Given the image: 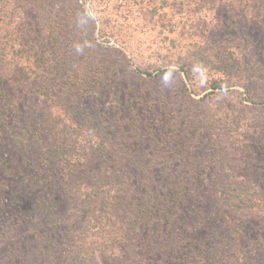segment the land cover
Wrapping results in <instances>:
<instances>
[{
    "label": "rangeland",
    "instance_id": "obj_1",
    "mask_svg": "<svg viewBox=\"0 0 264 264\" xmlns=\"http://www.w3.org/2000/svg\"><path fill=\"white\" fill-rule=\"evenodd\" d=\"M13 2L0 0V90L6 88L8 96L0 116V264H13L10 254L15 264H45L54 250L41 240L57 234L59 242L94 248L87 264H111L99 256L106 231L92 222L100 201L98 207L78 204L92 198L90 189L66 194L58 187L57 171L93 160L101 142L113 145L119 156L153 164L155 178L146 184L148 174L135 170L138 166L126 171L112 163L117 175L107 197L133 187L136 197L159 200L163 208V196L185 191L190 207L194 201H225L219 197L235 188L252 200L236 217L238 234L192 236L194 246L188 243L180 255L169 247L174 230L167 208L165 223L155 221L153 231L147 230L153 242L168 236L167 261L162 250L148 264H191L193 249L209 264L255 257L254 264H264V0H39L52 17L41 12L36 19ZM49 18L65 33L44 45L37 28ZM50 46V52L69 53L67 76L49 68V53L36 63L27 54L31 47L48 52ZM13 60L30 77L19 88L7 87L5 79L4 65ZM137 66L173 71L146 78L135 73ZM181 67L189 70V81ZM215 83L225 92L213 90ZM26 120L39 122L35 130L52 137L35 147L32 158L16 143ZM44 202L53 204L47 215L35 211ZM86 216L90 223L83 222ZM213 246L217 253L208 256ZM67 252L55 264H66L74 254Z\"/></svg>",
    "mask_w": 264,
    "mask_h": 264
},
{
    "label": "trees",
    "instance_id": "obj_2",
    "mask_svg": "<svg viewBox=\"0 0 264 264\" xmlns=\"http://www.w3.org/2000/svg\"><path fill=\"white\" fill-rule=\"evenodd\" d=\"M38 3L39 0L38 2H36V0H22V2L15 0V2H13V4L18 5L20 10L26 13V16L30 19L32 17H35L36 19V16L41 15V12L51 16L48 12L47 6L42 9ZM11 11L14 12L15 8H12ZM4 16H10V10L5 12ZM49 23H51V18H49V22L47 24L38 23L40 27L38 26L39 28H37V35L40 38V41H44V45H46L45 41H52V43H54V40L55 42H59V37L54 35L55 33H59L61 35H64L65 33L64 28L57 30ZM13 32L17 34L15 30H13ZM49 49L47 50L48 52H43L41 47H31L27 54L30 57H33L34 63H36V60L40 59L42 55H45L44 53H49V68L53 69L61 76L63 74V77L67 76L70 69H72V67H70L69 59H67L69 53L66 50L60 51L59 49H55L54 53L50 52L51 46ZM0 53L3 52L0 50ZM4 70L7 71L5 74V79H7V83H9L7 87L12 85L14 88H19L21 87V83L28 82V79L30 78L27 76L26 68L14 60L7 62L4 65ZM134 71L138 76L152 78L160 75L168 76L173 70H161L160 68L148 70V68H140L137 66ZM179 72L182 73L189 81V70L187 68L181 67ZM212 89L225 92L224 86L219 83H215ZM1 94H3L5 98L0 99V116H4L6 112L5 100L8 97L6 88L0 90V95ZM33 124L38 125L39 122L35 123L33 121L26 120L23 125L20 124L18 126L20 127L17 136L18 140L14 139L16 140V143H22L21 148L27 153L24 155L26 158H32L33 154L36 153L34 152L36 151L34 150L35 147L37 149V146L41 145L44 140H51L52 138H44L43 131H36ZM40 149L43 151V147ZM105 150H108L109 153ZM91 155L94 156V154ZM119 155L120 153L117 154L113 145L109 143L102 144L101 142V145L98 146L96 157L93 158V160L87 158L84 163H80L83 166L82 169L84 170H81V165L75 164L76 167L74 166V168H69L64 172L61 170L57 171V174L61 173L58 178V187L61 188L64 193L67 194V192H70L73 189L76 190L77 193H79L78 190L80 191L81 189L91 190L90 194L93 195L92 198L88 199L87 203L77 200L78 204L90 207H94L95 205V207H98L96 203L97 200L100 201L101 206L98 208V215L95 216L92 222L94 227L97 226V228L101 229L103 232L106 231V234L101 238L102 243H99L98 245L100 250L99 256L104 258L106 261L111 264H131V259H139V262L136 264H148V261L151 258L150 256L154 257L155 253H161L162 250L165 251V254L161 253L163 261H167V253L170 248L166 247L164 242L167 241L168 236L160 235L156 238L155 242H153V236L147 235L148 227V232L153 231L152 225L155 221L159 220L160 225L165 223V220H162V217H164V211L167 210V208H169L167 219L174 230L173 235L168 240L171 243L169 247L174 248L175 252H177L176 255H180L182 252H187L186 250L184 251V249L187 248L186 245L188 243L194 246L192 239L190 238L192 236L205 235V237L207 236L208 238L215 239L217 235L215 232H221L222 230H228L231 232L236 231V234L239 233L237 231L241 222L239 221V218L236 217L240 214L241 208L246 205L247 201H252L244 196L246 195L245 191L241 189L234 188L230 191L227 190L222 197H219L220 199H225V201L213 199L207 202H210L209 204H206L203 200L194 201L191 203L190 207H188V202H190V196L187 195L188 193L185 191H177L174 192L175 197L172 198L161 195L164 197L163 208H159L157 207L159 200H156L157 203L155 204V202L150 200L151 198L149 196H138V198L136 197L137 193L135 188L130 187L128 190H125L127 186H123L121 191L125 193L127 192V194H120V192L116 191L113 195H108L109 199H111L108 203V188L113 187L114 184L110 185V182H115L114 179L117 175L111 166L112 163H118V165L126 171L127 168L130 169V165L138 166L135 170L145 171L148 174V176L144 179V183L148 184L155 181L154 174L151 173L153 164L150 165L149 163L143 162L142 159L137 160L136 158H132L133 155H130L131 158L125 154H123V156ZM97 165L98 167L96 168ZM229 177L231 178V176ZM126 184L128 183L126 182ZM144 188V186L138 187L137 191L139 192V190L141 191ZM203 196L205 197V193H203ZM134 197L138 199L133 200ZM242 197L245 199H242ZM229 198L232 199L233 204L230 203ZM130 206L132 208L131 211L129 209ZM51 207H53L52 203L46 204L44 202V205H40L38 209H35V211L47 215V213H51L47 210ZM106 207H108V215H105V211L103 210V208ZM251 207L252 206H250V208ZM231 208L236 209L232 216L229 215ZM210 210L214 212L211 213ZM93 214L94 212H92V216ZM57 218V215H53L52 219L57 221V223L61 226L62 222H59ZM86 218L87 219H82L83 222L86 220L87 223H90L91 218L87 216ZM82 220L78 222L80 223ZM158 229L161 232L159 227ZM57 235L56 239H59ZM247 235H250L249 232ZM56 239L45 236L41 240V242L46 244V247L54 250V252H47L48 257H46L45 264H55V262H60L64 255H66L68 248L71 249V251L67 253L73 252L74 254L66 264H87L93 262L95 255L94 248L83 247L80 249L73 242L72 245H69V243L59 242V240ZM68 245L69 247H67ZM195 246L198 245L196 244ZM191 251L193 255L190 258L192 261L191 264H209L208 260L200 258L201 255H199L195 249ZM207 253L208 256L215 255L217 253L216 246H213L212 249L210 248ZM126 257L129 258L125 259ZM255 258L248 260L244 259V261H238L237 264H254ZM9 259L13 264L17 262L13 254H10ZM7 261L4 262L6 263ZM97 264H99V262Z\"/></svg>",
    "mask_w": 264,
    "mask_h": 264
}]
</instances>
